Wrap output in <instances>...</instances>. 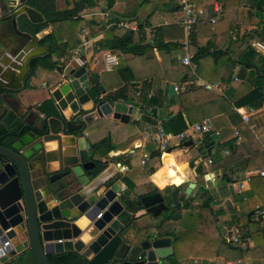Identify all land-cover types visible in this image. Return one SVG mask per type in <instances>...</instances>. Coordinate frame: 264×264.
<instances>
[{"label": "crops", "instance_id": "1", "mask_svg": "<svg viewBox=\"0 0 264 264\" xmlns=\"http://www.w3.org/2000/svg\"><path fill=\"white\" fill-rule=\"evenodd\" d=\"M19 1L26 5L27 0ZM72 1L54 0L56 10L70 9ZM215 1L193 0L192 3L196 8H205L210 13V6L214 5ZM218 1L221 4V17L217 20L218 22L216 21L215 26L219 29H215L209 20L204 19L193 26L189 37L177 24L181 11L176 0H112L109 9L106 8V1L100 0L96 7L85 8L78 15L81 19L79 28L67 21L55 24L54 30L48 27L36 35V39H40L45 35L53 34L58 39L63 38L61 43L67 39L78 41L80 47L76 50H79L81 57L85 59V68L91 75L98 76L99 84L105 91L102 98L124 86L118 71L120 68H128L133 75L127 91L126 103L133 107L128 124H121L109 115L87 126L84 131L87 141L94 150L93 144L101 140V121L110 122L116 125L117 129L130 125L129 130H131V134L126 138H124L125 133L115 136L117 145L111 152H106L105 160L96 156L95 159L105 163L106 168L92 181L90 189L102 184H115L121 191L124 204L127 208H131V202L140 191L142 194L152 187L180 186L193 179L196 187L189 196L196 193L198 184H204L212 202L216 203L212 204V207L215 208V212L221 213L218 217L220 225L225 220L232 221L238 218L240 211L250 214L256 210H264V177L255 173L264 169V102L258 109L247 110L244 107L234 106L254 88L256 80L251 75L249 77L248 73H253L255 69H247L244 72L238 64L229 69L228 60L223 55L226 51L228 57L231 56L245 39V34L256 30L258 23L250 18L253 10L249 6L240 4V0L230 2L233 6L229 9L235 11V14L229 13V16L226 13L223 14L226 0ZM2 7L7 8L6 15L18 8L14 0H0V18L5 14ZM32 13L39 17V21H43L39 11L34 10ZM224 17L232 26L225 38L222 34L224 27L220 24ZM7 19L10 18L0 21L1 51H10L18 46L14 38L6 33ZM120 23L124 26H120ZM77 29L78 32L75 33ZM125 32L136 34L133 40L140 47V51L143 49L144 52L141 55L122 54L113 50V38L120 37ZM5 34L6 42H4ZM190 39L196 47L211 44L208 56L201 58L197 65L192 62L193 73L181 62L185 54V46L192 57L196 50L191 46ZM252 41L250 40L249 43L251 44ZM160 43L169 44V46L160 48L158 47ZM144 47H147L146 50ZM108 53L115 55L119 62L110 70L104 64ZM259 55L264 57V54L259 53ZM53 58L58 61L55 56ZM60 60L58 67L61 68L62 75L65 76L71 68L77 69L70 58L64 64ZM259 69L260 72L264 71V66ZM239 72L243 74L241 78L237 76ZM228 74L231 77L230 82L226 80ZM61 78L56 69L45 73L42 78L32 77L29 80V88L21 90L16 100L6 98V103L0 104L5 109L0 108V116L6 113V118L13 115L23 121L25 115L32 112L34 120L36 116H39L38 108H41V104L48 100V89L55 86V82ZM224 81L229 82L225 87ZM206 82L217 83L218 89L204 88L202 85ZM169 84H174L177 88L174 96L171 97L168 96ZM179 96L184 101L189 117L196 120L195 123L204 119L211 120L212 129L203 137L199 146L205 147L204 154L207 157L202 162H197L195 168L190 169L188 162L196 155L190 158L187 154L189 149L183 145L188 141L180 145L173 143L169 149L174 148L178 152L162 155L161 166L147 177L150 183L137 184L129 200L124 198L127 190L126 179L133 175V181L137 182L141 177L134 173L142 170L145 164L142 161H147L151 153L148 152L149 148L151 145L154 147L156 145L155 150L158 149L154 140L156 128L161 126L165 119H174L181 111ZM150 100L161 101V107H153L150 105ZM34 105L37 107L34 108ZM246 114L249 115V120L244 123L242 117ZM171 116H173L172 119H170ZM212 135H215L213 139H211ZM136 156L140 158L139 166L132 164V157ZM175 156L180 158L179 162L174 160ZM118 165L125 166L128 170L120 172ZM127 181L129 182L128 179ZM129 184L131 185V182ZM185 188L186 186H183V189ZM184 198V196L181 197V200ZM187 213L189 211L183 212V219ZM141 214L143 211L136 215ZM147 221V218H142L140 223ZM243 242L246 246L240 247L242 250L254 246L250 239ZM191 259L181 264H189L188 261H192V264L197 263L196 259ZM219 260L221 264H242L240 261Z\"/></svg>", "mask_w": 264, "mask_h": 264}, {"label": "water", "instance_id": "2", "mask_svg": "<svg viewBox=\"0 0 264 264\" xmlns=\"http://www.w3.org/2000/svg\"><path fill=\"white\" fill-rule=\"evenodd\" d=\"M19 4L0 18H10L14 30L19 15L31 20L34 12L22 1ZM16 32L28 40L19 50H0V90L21 91L29 61L47 53V47L37 46L36 38ZM56 71L62 78L48 89L46 101L51 107L38 108L39 116L32 121L19 120L5 135L6 146L0 143V264L28 251L36 264H51L48 256L73 252L85 264H161L172 255V239L133 230L136 214L126 210L115 184L100 192L89 188L100 175L93 176L95 158L105 160L106 150L101 147L94 152L84 134L86 127L109 115L128 124L133 107L102 98L105 91L101 85L93 92L91 73L85 67L71 68L65 76L60 67ZM174 89L175 85L169 84V97L174 96ZM18 96L6 93L8 100ZM0 108L5 110L2 105ZM109 141L108 134L106 144ZM183 146L193 148L191 141ZM195 150L197 155L188 162L190 169L207 157L202 147ZM176 152L173 148L164 154ZM58 179L63 186L56 188ZM78 185L80 192L75 194ZM185 185V189L182 184L171 192L177 208L178 194L184 191L189 196L196 187L192 181ZM141 202L153 217L160 213H154L158 206H165L160 193L146 195Z\"/></svg>", "mask_w": 264, "mask_h": 264}, {"label": "trees", "instance_id": "3", "mask_svg": "<svg viewBox=\"0 0 264 264\" xmlns=\"http://www.w3.org/2000/svg\"><path fill=\"white\" fill-rule=\"evenodd\" d=\"M100 0H73L70 3V9H64L61 11L56 10L54 0H27L26 5L30 8L37 10L43 17V21H39V17L35 14H31V20L27 18L26 15L21 14L16 19L17 31L20 33H26L30 36L36 38V35L52 27L53 30L56 29L55 24H61L67 21L72 22L78 28L81 23L79 14L86 8H94L98 5ZM106 8L109 9L112 5V0H105ZM193 2V0H191ZM232 0H226V3L223 7V14L226 15L235 14V11L230 10L229 8L233 6L231 4ZM240 4L249 6L253 13L250 18L255 19L258 23L256 30L250 31L245 34V39L241 41L240 46L236 51L233 52L231 56L228 57L227 53H223L228 60V67L231 69L235 65H240L242 70L245 72L247 69H255L254 72H249L248 75L255 78L256 82L254 88L245 95L242 99L235 103L236 108L244 107L245 109H258L262 106L264 102V71L260 72V67L264 66V57L259 55L249 43L250 40H259L264 43V11L262 9L264 5V0H240ZM210 13L207 12L205 8H201L204 11V19H212L213 13L211 4ZM6 13L7 8L2 7ZM180 10V8H179ZM13 11V10H12ZM11 11V12H12ZM181 11V10H180ZM8 14V13H7ZM223 16V15H222ZM74 20V21H72ZM218 22V21H217ZM215 22L214 26L217 25ZM223 29V38L228 34V31H231L232 26L230 23L223 19V22H220ZM219 25V24H218ZM215 29H219L215 26ZM14 30L11 19L6 20V33L11 35L14 38L18 46L14 50H19L21 46L26 44L27 38L17 34ZM78 32V29L75 33ZM136 34L134 32H125L120 37L113 38V50L119 51L122 54H133L141 55L144 51H140V47L133 40V36ZM63 40L62 37L58 39L53 34H48L43 36L40 39H36V44L39 47H47V53L41 57L33 58L29 61V71L27 77L24 81L23 88H29V80L32 77L42 78V76L47 72H52L58 67L59 59L64 61L68 60L73 51L80 47L78 41H70L69 39L65 40L64 43H61ZM191 46L196 48L194 55L192 57V62L197 65L199 60L204 56H208V49L211 47V44L208 43L204 47H196L190 39ZM169 46V44H158V47L163 48ZM177 46V45H175ZM147 47H144L146 50ZM222 55L221 53H216ZM215 54V55H216ZM53 56H55L58 61H55ZM217 57V55H216ZM119 69V68H118ZM120 77L124 82V86L117 89L116 91L105 96V100L117 99L123 102L128 101L127 91L130 86V82L133 80V75L131 74L128 68H120L119 70ZM239 78L243 76L240 72L237 75ZM93 87V92L98 90L99 78L96 75H90ZM227 81H231L230 74L226 78ZM229 82L224 81L223 86L228 85ZM10 94V96L19 93L20 91H9V90H0L1 93ZM150 105L153 107H161V101L159 100H150ZM183 99L179 96V103L181 111H179L176 117L172 120L168 118L162 121V129L165 133L179 134L184 131L188 125H192L196 122L189 117V112L183 104ZM1 103V101H0ZM50 102L45 101L41 104V109L50 108ZM185 115L186 120L184 118ZM19 122V119L10 115L6 120H2L0 125V143L2 137L12 130V127ZM101 140L99 143L93 144L94 150H97L101 147H104L106 152L109 153L115 149L117 145V140L115 136L117 134L125 133V137H128L131 134L130 125L120 129L116 128V125L107 122L101 121ZM107 134L110 136L109 144H106ZM205 143V141H204ZM203 143V144H204ZM160 151L158 149L151 151L149 154L148 160L145 162L142 170L140 172L134 173L139 175L141 178L137 182L133 181V175H130V178L127 179L131 182V185L126 179L127 190L124 194V198L128 199L130 194L135 191V186L137 184L150 183L147 179L148 175L153 174L156 171L155 165L160 162ZM106 168L105 163L96 164L95 169L93 170V176H96L102 173ZM173 186L167 187V190L174 189ZM208 189L198 184L196 193L193 196H189L187 199L182 200L183 206L179 210H174L173 213L166 216L161 223L162 226L157 227L161 237H168L172 239V255L166 259L167 264H181L182 262L188 260L189 258H200L204 261L212 260L215 258L224 259L228 261H240L242 264H264V215L258 218L253 217V213L248 214V212L242 211L238 218H234L232 221H229L228 224L237 225L240 228V234L243 241L250 239L253 241L254 246L252 248H247L242 250L240 246L232 243L226 242L223 237L221 227L218 223V217L221 216V213L215 212L212 207V199H209ZM129 200V199H128ZM132 211L138 210L134 206V201L131 202ZM188 218H196L198 226L196 230H182L180 223L183 219V212H188ZM186 216V217H187ZM48 261L51 264H85L80 256L76 253H63L60 255L48 256ZM6 264H36L34 256L31 251L25 252L13 259H11Z\"/></svg>", "mask_w": 264, "mask_h": 264}, {"label": "built area", "instance_id": "4", "mask_svg": "<svg viewBox=\"0 0 264 264\" xmlns=\"http://www.w3.org/2000/svg\"><path fill=\"white\" fill-rule=\"evenodd\" d=\"M176 1H177V5L181 10V16L178 18L177 24L184 29L186 35L189 37L191 35V30L193 26L199 22L204 21L205 13L203 9L196 8L191 0H176ZM14 2L17 7L20 6L19 0H14ZM262 9L264 11V5ZM213 16L214 17L209 20L211 25H214L215 22L221 17V4L218 0H216L213 5ZM119 25L124 26L121 23ZM251 47L256 52L260 54H264V43L262 41L253 40L251 42ZM184 50H185V54L182 57L181 62L183 65L189 67L190 70L192 71L193 70L192 55L188 52L187 46L184 47ZM70 61L77 68L85 67L86 61L81 57L79 50H75L72 52L70 56ZM60 62L63 64L65 63V61L62 59L60 60ZM104 64L105 67L110 70L119 64L118 58L115 55L108 53L105 56ZM191 73H193V71ZM202 86L206 89H218L219 85L217 83L206 82L203 83ZM174 90L176 91L177 88L175 87ZM242 120L244 123H247L249 120V115L247 114L244 115L242 117ZM211 129H212V123L210 119H204L201 122L188 125L187 128L179 134L165 133L162 127L158 126L156 128L154 140L158 146V150L161 153L160 158L173 143L180 145L185 141H192L193 148L194 149L198 148L201 145L203 137L206 134H208L211 131ZM235 135L238 136L237 133H235ZM145 161L146 160L142 161V163H145ZM118 168L120 172H126L128 170L127 167L122 165H118ZM255 173H257L261 177H264V169L260 171H255ZM263 215H264V210H256L253 213L254 218H258ZM222 228H223V237L226 240V242L236 244L241 248L243 246H246L245 243L242 241L239 227L230 226V227H222ZM4 245H6V243Z\"/></svg>", "mask_w": 264, "mask_h": 264}, {"label": "flooded vegetation", "instance_id": "5", "mask_svg": "<svg viewBox=\"0 0 264 264\" xmlns=\"http://www.w3.org/2000/svg\"><path fill=\"white\" fill-rule=\"evenodd\" d=\"M0 101L2 102L0 104L6 103V92L0 94ZM31 113L32 112L27 113L25 115L24 119L27 118L29 121L30 120L32 121L33 115ZM2 120H6V113L4 115L0 116V125H1ZM84 134H85V132H84ZM5 135L1 139V142L4 143L2 145H4V146H6V136ZM95 161H96L95 164H97V162L102 163L101 161H97V160H95ZM58 180L59 181L54 185V187H56V188L63 186L62 180L61 179H58ZM104 187L108 188V187H110V185L109 184H102V185L95 186L93 188H97L98 192H100L104 189ZM167 187H164L162 189L152 187L147 192L142 193V194H138L134 199V206L137 207V209H138L136 211H132L131 208H127V205L124 204L126 206L125 208L133 214H137L138 212L143 211V214L136 215V217L133 219V221H132V223H133L132 229L133 230H138L140 232H143L145 235H151V236L156 235L157 237H161L158 229H156V228L163 225V223H161V221L166 216L173 213L174 210H179L183 206L181 197L184 196L185 197L184 199H187L189 197L187 195L186 196L184 195L185 194L184 191L180 192L178 194V197H177V200L179 202V208H177V207H175V205L173 204L172 199H171V192L173 191V189L169 191V190H167ZM80 188L81 187L79 185L75 186V189H73L74 193L76 194V193L80 192ZM153 193H160V195L162 197L163 205H165L167 207V209H165L164 208L165 206H162V205L158 206V208H156L154 210V213L160 212L157 215V217H153L151 214H149L147 212V209L143 208L142 202H141L142 197H144L146 195L153 194ZM142 218H147L148 221L146 223H144V222L140 223V221H142ZM165 262L167 264L166 260H165Z\"/></svg>", "mask_w": 264, "mask_h": 264}, {"label": "rangeland", "instance_id": "6", "mask_svg": "<svg viewBox=\"0 0 264 264\" xmlns=\"http://www.w3.org/2000/svg\"><path fill=\"white\" fill-rule=\"evenodd\" d=\"M4 42H6V34L4 35ZM108 135V134H107ZM150 147V146H149ZM155 147H156V145H155ZM155 147L153 146V145H151V147L149 148V153L151 152V151H153V150H155ZM203 155H205V156H207L206 154H204V150H205V147L203 146ZM188 155H189V157L190 158H192L194 155H197L196 154V150L194 149V148H192V149H189V151H188V153H187ZM186 155V154H185ZM184 155V156H185ZM174 160L176 161V162H179V160H180V158H178V157H174ZM132 164H134V165H137V166H139L140 165V158L138 157V156H136V157H132ZM161 166V162H159V163H157L156 165H155V168H156V170L159 168ZM110 172V171H109ZM108 172V173H109ZM187 173V172H186ZM187 174H189V173H187ZM190 175V174H189ZM189 181H194L193 179H190ZM203 186H205L204 184H202ZM171 186H173V185H170V187ZM184 186H186L185 184H184ZM169 187V186H168ZM206 187V186H205ZM159 189H162L163 187L162 186H160V187H158ZM115 189L116 190H118L117 189V186H115ZM138 194H141V191L138 193ZM213 209H214V211H215V208L213 207ZM241 213H242V211H240ZM195 219L196 218H188V216L187 217H185L184 219H182V221H181V223H180V227H181V229L182 230H184V229H186V230H196V228H197V226H198V224H197V222L195 221ZM229 223V220H225L223 223H221V225L219 224V226L221 227V231H222V233H223V228L222 227H230V226H237V225H233V224H228ZM190 259V258H189ZM194 259H196V261H197V263L196 264H221V262H220V260L218 259V258H215V259H212V260H206V261H204L203 259H200V258H192L191 260H194ZM187 261V260H186ZM162 262H164V261H162ZM188 263L189 264H192V261H188Z\"/></svg>", "mask_w": 264, "mask_h": 264}]
</instances>
